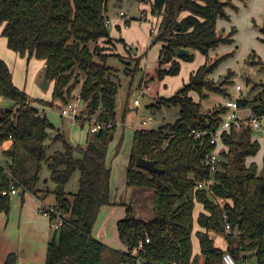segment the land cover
<instances>
[{"label":"trees","instance_id":"trees-1","mask_svg":"<svg viewBox=\"0 0 264 264\" xmlns=\"http://www.w3.org/2000/svg\"><path fill=\"white\" fill-rule=\"evenodd\" d=\"M137 1L150 4L152 15L160 18L151 32L152 43H160L155 70L159 80L177 75L180 61H193L194 52L204 56V63L190 74L188 82L155 103L178 107L179 118L158 129L141 128L133 133L126 186L152 191V219L135 217L132 205L124 204L125 216L117 221V232L127 246L125 251L92 235L100 209L111 205L106 157L110 136L116 130L115 101L120 86L114 79L116 69L107 65L108 57L115 54L104 53L100 46L113 42L106 23L107 0H0V36L6 39L8 49L28 61H44V79L52 83L50 101H34L49 107L60 103L62 108L80 85L85 115L76 120L83 126L95 117L103 126L94 134L93 148L74 147L56 133L53 141H61L64 150L48 155L46 142L53 126L14 84L8 65L0 58V97L14 103L9 108L0 107L4 161L0 163V213L10 209L12 188L21 198L29 193L39 199V193L48 191L39 187L45 163L54 185L48 192L63 217L47 244L45 264H137L131 251L140 243L143 249L137 256L144 259L140 264H219L225 252L239 264H264V174L255 162L247 164L260 149L250 127L221 134L214 195L196 189L199 181L211 176L204 160L214 146L208 135L195 138L192 131L215 130L226 113L224 104L212 114L203 113L201 100L209 93L225 95V86L231 83L228 77L220 82L211 77L234 55V51L210 55L221 45L234 44L236 29L218 30L217 20H228V10L238 8L231 0ZM117 41L127 47L123 39ZM180 49L189 54L178 57ZM133 60L137 69L139 58ZM191 92L197 93L198 101ZM238 102L239 107L248 105L244 100ZM252 110L263 117L264 103ZM76 151L82 154L80 158L74 156ZM139 158L155 161L162 172L138 169ZM75 171H79L78 189L69 199L65 186ZM196 205L201 207L198 212ZM212 233L224 238L225 250L214 244ZM193 235L197 250L193 249ZM16 260V254L10 253L4 264H16Z\"/></svg>","mask_w":264,"mask_h":264},{"label":"rangeland","instance_id":"rangeland-1","mask_svg":"<svg viewBox=\"0 0 264 264\" xmlns=\"http://www.w3.org/2000/svg\"><path fill=\"white\" fill-rule=\"evenodd\" d=\"M117 2L119 4L117 10L125 12L127 16L131 18V24L128 25H131L129 29H117V27L112 24V19L116 16L115 11H117L115 10L114 5ZM231 2L238 9L228 10V20H217V29L228 32L234 27L236 29L234 44H232V46L221 45L217 50V53L234 51V55L233 57L228 58L225 62H222L217 70L211 74V77L216 82H220L228 77L231 79V83L225 86V95L209 93L206 98H203L201 100L203 106L202 112L205 114H212L217 108L219 109L228 98H238L248 102L246 107H240L239 110V116L246 117L248 111L252 110L253 106L264 103V0H231ZM106 9L105 16L111 20V23L108 24V30L112 39L118 38L128 42L127 46L131 48L130 52L137 53L136 58H139L137 69L135 67V61L133 60L135 57L132 52L131 55L126 52L125 57L122 58H119L116 55H110L107 59V65L116 69L114 79L119 81L120 84L115 101L116 128L133 127L135 129H158L163 124L174 123L179 118L178 107L165 105L159 106L155 103L160 97H169L176 91L175 89H178L177 87L182 85V83H186L191 69L195 67L198 68L201 63H204V56L198 52H194L193 61H181V68L177 75L165 76L163 79L159 80L156 76L155 70L158 65L157 59L160 43H152L154 33L151 34L150 28L152 23V28L155 29L160 18L157 20V18L152 15L150 4L139 3L137 0H107ZM139 10H143L145 14H147V21L139 20ZM156 20L158 21L157 23ZM1 40L0 37V41ZM100 46L105 49L104 53L106 54H113L115 51L112 46L104 43H100ZM90 47H93V44H91ZM32 60L26 65V61L19 62L18 57H16L12 61L9 69L13 75L14 81L19 84L17 86L21 90L24 89L23 85H27L30 93L25 89V91H23L30 95H28V97L32 101L31 105L36 107V109L43 108L46 110V118L53 126L50 130V138L46 142L47 154L51 155L64 150L61 141H53L54 135L58 132L74 147H83L84 145H87V142L96 140L94 134L90 133L91 121L96 120L95 117H92V120L90 121L84 122L83 126H81L79 120L64 118L60 115V103H56L53 107H49L46 105H40L34 101L35 99L50 101L47 99L51 97V92L48 89L46 90L40 87L43 79L38 73V64L35 72L34 65L36 63L32 62ZM145 72L149 74L150 79L152 78L148 83L150 90L141 96V106L136 108L133 101L139 95V83L142 78L145 77ZM163 84H166V86L163 87ZM237 85L241 87L239 92L235 91ZM79 89L80 85L73 91L72 98L69 100L70 102L79 99ZM158 93H163L164 95L161 96ZM191 93L193 94V99H197L198 101L199 97L197 93ZM13 104L14 103L11 100L0 97L1 108H9L12 107ZM79 111V116L85 115L81 108ZM142 120H146L147 124L144 127L136 128L138 122ZM261 120L262 130H264V116ZM256 135H258L260 149L255 156L249 157L247 162H255L259 167L260 172L264 174V132L253 131V139ZM129 137L130 134L125 133L121 141L119 139H114L112 142H109L111 143V149L113 147H118L120 150L117 156L111 161L110 167L112 171V180H118L120 178L119 175L124 171L130 141ZM74 156L80 158L82 154L76 151ZM1 162L4 164L3 160ZM78 178L79 171H75L65 186L69 199L72 198L71 195L78 189ZM53 186L54 185L49 177V170L44 163L40 172L39 187L43 190L48 188L51 190ZM46 192H42L43 195L41 198H44L46 204L54 202V196L51 194L45 196L44 193ZM152 195L153 193L151 190L130 188V191L123 196V201L125 204L132 205L135 217L143 220H150L153 217ZM11 198V202L16 198L18 200L23 199L18 195ZM124 203L119 205L116 204L112 208L115 211L107 222L104 220V214L107 209L105 211H103L102 208L100 209L96 225L92 232L94 237L98 238L99 231H102L103 233L105 230V233L109 236L107 239L111 240L108 243L116 247L118 246V240L120 238L117 233L116 225L118 219H122L125 216ZM48 206L54 207V205ZM195 209H197L196 211L198 212V205H196ZM195 228H197V225H195ZM212 237L214 239V244L217 247L222 250L226 249V241L222 236L212 234ZM115 240L117 243H114ZM192 240L193 249L197 250L198 245L195 235L192 236ZM124 245L125 243L122 242V246ZM201 262L202 258L199 257V263Z\"/></svg>","mask_w":264,"mask_h":264},{"label":"crops","instance_id":"crops-1","mask_svg":"<svg viewBox=\"0 0 264 264\" xmlns=\"http://www.w3.org/2000/svg\"><path fill=\"white\" fill-rule=\"evenodd\" d=\"M114 8H115V10H117L119 8L118 2L114 5ZM115 12H116L115 13L116 16L114 19H112V24L115 27H117V29H120V28H124V30L127 28L129 29L131 25L126 26L124 21L119 17V13L121 11L117 10ZM106 18L109 20V24H110L111 23L110 18H108L107 16H106ZM139 20L140 21H142V20L147 21L148 20V16H147V14H145V12L143 10H141V11L139 10ZM157 20H156V23L159 21V20L158 21ZM151 30H152V23H151L150 32H151ZM1 39L2 40L0 41V58L5 61V63L8 65V67L11 66L12 61L16 57H18L19 62L26 61V65H28V63L33 59L32 62L36 63L34 65L35 72H36L37 64H38V66H39V69H38L39 72L38 73L41 75L42 79L44 80V68H45L44 61L37 60L35 58H31L28 61L26 59V57H21L20 55L14 53L10 49H8L7 44H6V39L3 37H1ZM117 40H118V38H114L112 44L109 45V46H112V48L115 50L113 52V54L119 55L120 57H125V55H126L125 53L128 52V54L131 55V52H132V51L130 52L131 48L128 46L124 47L123 44L118 42ZM124 42H126V41L124 40ZM126 44H128V42H126ZM218 49H216L215 51H210V54L213 55V54L217 53ZM158 52H159V49H158ZM133 54H134V57L136 58L137 53H133ZM180 64H182L181 61H180ZM196 69H197V67L191 69V71L188 75V79H189L190 74L192 72H194ZM34 76H36V75H34ZM12 79H13V82L16 86L19 85L14 81L13 75H12ZM188 79H187V82H188ZM151 80H152V78L150 79L149 74L147 72H145V77L142 78L141 82L139 83V87L141 85L148 86V83ZM47 84L48 85H47L46 90L48 89L52 93V83L47 82ZM183 84L184 83H182V85ZM41 85H40V87H41ZM182 85H180L177 88L179 89L180 87H182ZM165 86H166V84H163V87H165ZM23 87L25 90H27V92H29L26 84L23 85ZM178 89H175V90L177 91ZM158 94L161 96L164 95L163 93H158ZM27 95H29V94L27 93ZM190 96L192 98H194L192 93H190ZM50 98L51 97H49L47 100H50ZM195 101H197V99H195ZM140 106H141V103H140ZM139 107H136V108H139ZM116 126H117V123H116ZM134 131H135V128H133V127H130V128H128V127H123V128L117 127L114 134L111 135L112 139H110V141L112 142L114 139H119L121 141V139L124 137V134L129 133L130 134V137H129L130 141H129V145H128V152L126 155L127 156L126 165L124 167V171H122V174L119 175L120 178L118 180H112V171H111L110 165H111V161L115 158V156H117V154H118V152H120V150L118 147L117 148L113 147L111 149L110 148L111 143H109V145H108L109 147L107 150L106 161H107L108 167L110 168V201H111V205L102 207L103 211H105L107 209L105 211V214H104L105 222H107L109 220V218L112 216L113 212L115 211L112 208L116 204H118V205L123 204L124 203L123 196L130 191V188H128L126 186L125 172H126V168L128 165L129 153H130V149H131V142H132V137H133ZM254 137H255L254 139L258 140V135L254 136ZM247 164H249V163L247 162ZM263 168H264V166H263ZM258 170L260 171L259 167H258ZM47 190L49 191L50 188H48ZM48 191L46 193H44L45 196L50 194ZM16 195H18L20 197L19 191L17 192ZM42 195H43V193H39L40 198L38 199L29 193H25L24 194L25 197L23 196V199L18 200L16 198V199L12 200L13 202L10 203V209L7 213H0V264H4L6 256L12 252H15L17 254L18 261L22 262L23 264H44L47 244H48L49 240L53 237L54 229L51 226L50 220L46 216H44L40 213L39 202L41 201L44 205L48 206V205H54L55 201L51 202L49 204H46L44 198H41ZM13 196H15V195H12V197ZM199 210H200V206H198V211ZM118 220H120V219H118ZM116 229H117V225H116ZM98 234H99V237L98 238L95 237V238L98 239L99 241H101L102 243L106 244L107 246L114 248V249L122 250V251H125L127 249L126 245L122 246V241L119 238H118L119 240H118V246L117 247L108 243L111 240L107 239V238H109V236L107 235V233H105V230L103 233H102V231H99ZM106 240H108V241H106ZM114 243H117V241L115 240Z\"/></svg>","mask_w":264,"mask_h":264},{"label":"built area","instance_id":"built-area-1","mask_svg":"<svg viewBox=\"0 0 264 264\" xmlns=\"http://www.w3.org/2000/svg\"><path fill=\"white\" fill-rule=\"evenodd\" d=\"M119 17L125 22L130 21L131 18L127 16L125 12H120ZM106 23L109 24V20H106ZM151 32H155V30H151ZM150 90L149 86L141 85L139 87V95L134 99L133 104L135 107L140 106V98L146 92ZM241 90V87L237 85L235 87V91L239 92ZM239 99L238 98H228L224 105L226 107V113L223 116L222 121L220 122V125L218 128L212 131H200V130H193L192 135L195 138H201L206 135L209 136L210 144L214 146V148L208 152L205 156L204 163L205 165L210 167L211 170V176L208 178H205L202 181H199L196 185V189L204 190L206 191L210 196L214 195L213 192V186L215 185V178H214V172L217 170L218 163L220 161L219 156V148L221 143V134L223 132L230 134L232 130L241 131L244 128L250 127L253 131L259 132L263 131L261 126V118L262 116H259L256 114L253 110H249L246 117H240L239 116ZM82 101L79 99H76L74 101L69 102L68 104L64 105L62 108H60V115L64 118H72L77 119L80 113V108ZM36 108V107H35ZM37 113L40 116L46 115V110L43 108H37ZM147 124L146 120H142L138 122L136 128L144 127ZM111 126V123L108 124V127ZM102 124L98 122L97 120L91 121V127H90V133H97L101 128ZM136 130V129H135ZM3 160V155L0 149V163ZM18 192L17 189L12 188L9 194L16 195ZM3 194H6V192H3ZM218 201L222 202L223 200L220 198ZM40 206V213L44 216H46L51 223V226L54 230H58L60 226L63 223V217L60 212H58L54 207H49L47 205H44L41 201L39 202ZM229 226L226 227V232L229 233ZM213 234V233H212ZM149 239H145V243H148ZM143 249V243H140L138 248L131 251V254L135 256V262L137 264H140L144 261V259L140 256H137V252L139 250ZM167 264H181L177 261H173ZM219 264H239L231 253L225 252L222 256V259Z\"/></svg>","mask_w":264,"mask_h":264},{"label":"water","instance_id":"water-1","mask_svg":"<svg viewBox=\"0 0 264 264\" xmlns=\"http://www.w3.org/2000/svg\"><path fill=\"white\" fill-rule=\"evenodd\" d=\"M189 54V51L186 50V49H180L178 52H177V55L178 57H181V56H187ZM44 78H45V75H44ZM47 80L44 79L43 82H42V85H41V88L43 89H46L47 88ZM82 105V104H81ZM80 105V106H81ZM110 139H112V136H110ZM87 147L88 148H93L94 147V144L93 142H89L87 144ZM136 167L138 169H143V170H146L148 172H151V173H161L162 170L157 168L156 167V163L155 161H152V160H148V159H145V158H139L137 161H136ZM20 194V193H19ZM12 253H15V252H12ZM10 254V253H9ZM16 254V253H15ZM17 256V254H16ZM45 259H46V255H45ZM16 264H23L22 262H19L18 261V256H17V260H16ZM45 264V262H44Z\"/></svg>","mask_w":264,"mask_h":264},{"label":"flooded vegetation","instance_id":"flooded-vegetation-1","mask_svg":"<svg viewBox=\"0 0 264 264\" xmlns=\"http://www.w3.org/2000/svg\"><path fill=\"white\" fill-rule=\"evenodd\" d=\"M7 257V256H6ZM6 260V259H5ZM5 263V262H4Z\"/></svg>","mask_w":264,"mask_h":264}]
</instances>
